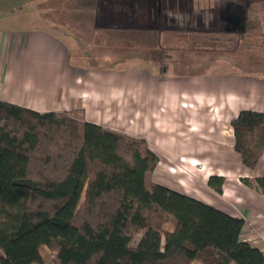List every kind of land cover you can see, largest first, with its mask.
Returning a JSON list of instances; mask_svg holds the SVG:
<instances>
[{"label":"crops","instance_id":"crops-1","mask_svg":"<svg viewBox=\"0 0 264 264\" xmlns=\"http://www.w3.org/2000/svg\"><path fill=\"white\" fill-rule=\"evenodd\" d=\"M42 1L25 9L0 0V100L143 139L158 156L150 182L243 218L241 238L264 250V193L241 182L264 177V150L253 168L245 166L231 126L242 109L264 112V77L241 74L238 60L221 57L233 54L225 38L241 32L227 30L220 15L225 1L244 5L245 28L247 16L264 17V0L82 2L91 34L131 33L161 53L129 55L110 67L72 62L81 44L65 40V19L40 11ZM212 174L224 177L221 192L207 185Z\"/></svg>","mask_w":264,"mask_h":264},{"label":"trees","instance_id":"trees-1","mask_svg":"<svg viewBox=\"0 0 264 264\" xmlns=\"http://www.w3.org/2000/svg\"><path fill=\"white\" fill-rule=\"evenodd\" d=\"M119 33L161 54L143 44L152 40ZM231 126L235 151L253 168L264 112L242 109ZM157 163L143 139L0 100V264H264V250L241 238L243 218L146 183ZM241 182L264 193V177ZM223 184L222 175L207 179L217 192Z\"/></svg>","mask_w":264,"mask_h":264},{"label":"rangeland","instance_id":"rangeland-1","mask_svg":"<svg viewBox=\"0 0 264 264\" xmlns=\"http://www.w3.org/2000/svg\"><path fill=\"white\" fill-rule=\"evenodd\" d=\"M17 1L21 4L26 3L25 9H31V1L33 0ZM48 1L50 2L48 3ZM82 2L86 4L87 0H43L38 5L40 11L47 9V11H49L48 13L51 15V18L53 15L55 16L60 14V18L62 20L65 19V22H60V28L65 33V40H69V37H73L77 43L81 44H79L81 49H79L78 53L73 51V56L71 57L72 62L76 63L75 58H77L78 63H83L84 65L93 67H110L118 65L123 60H125L126 57H129V55L146 54L137 46L138 44L133 43L132 40H127L124 38V36H117L120 34L119 32L112 35L104 34L102 32L95 35L93 33L91 34L88 31L90 24L86 17V5L83 6L84 3ZM252 2L255 1L252 0L249 3ZM259 3L264 4V2ZM60 7H64L63 11H60ZM35 9L36 8L34 7L33 10ZM56 10H59L60 12H55ZM261 13L264 15V12ZM67 18H71L72 21H66ZM246 21H248L247 27L248 29H251V34L248 36L244 31L237 34L238 37H236L235 43H233L231 40H228L229 38L225 39L226 49L232 50L233 54H225L221 57H225V62L226 59H231L230 61L238 60L240 63L239 68H241V74L254 73L258 76L264 77V17L261 19H256L253 17V15L251 17L249 16V18L247 16ZM47 24H49L48 28L51 29L53 26L58 25L53 22H49ZM37 25L45 26L46 24L34 23V26ZM244 39L249 40V43L251 42V44H249L251 47L246 48L244 45L240 46ZM134 40L137 41L136 38H134ZM210 43H212L211 40ZM72 45L73 44L70 42L69 46ZM229 66L231 65H228L227 69ZM235 67H237V65H234L231 68L234 69ZM149 176L150 174H147L145 177L146 183H149ZM141 234V231L138 232L131 244H135ZM46 252L47 250L42 251L45 261L47 259Z\"/></svg>","mask_w":264,"mask_h":264},{"label":"water","instance_id":"water-1","mask_svg":"<svg viewBox=\"0 0 264 264\" xmlns=\"http://www.w3.org/2000/svg\"><path fill=\"white\" fill-rule=\"evenodd\" d=\"M220 15L227 21L226 29L236 32L244 30L245 7L242 4L225 1L220 4Z\"/></svg>","mask_w":264,"mask_h":264}]
</instances>
